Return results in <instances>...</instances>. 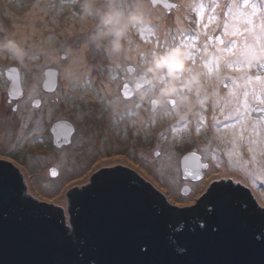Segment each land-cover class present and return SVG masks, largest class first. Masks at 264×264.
I'll list each match as a JSON object with an SVG mask.
<instances>
[{
	"label": "water",
	"instance_id": "obj_1",
	"mask_svg": "<svg viewBox=\"0 0 264 264\" xmlns=\"http://www.w3.org/2000/svg\"><path fill=\"white\" fill-rule=\"evenodd\" d=\"M46 79L56 88L54 76ZM21 90L20 77L13 79L9 94ZM189 154L182 157L183 178ZM124 167L115 177L104 176L98 185L72 192L74 227L67 229L24 203L17 170L0 166V264H264V228L255 206L243 204L249 196L243 186L234 190L231 184L215 183L210 210L172 229L150 190L129 180ZM186 189L182 194L190 193ZM66 233L81 238L78 248L69 250Z\"/></svg>",
	"mask_w": 264,
	"mask_h": 264
},
{
	"label": "rangeland",
	"instance_id": "obj_2",
	"mask_svg": "<svg viewBox=\"0 0 264 264\" xmlns=\"http://www.w3.org/2000/svg\"><path fill=\"white\" fill-rule=\"evenodd\" d=\"M173 1L181 4L182 1L187 2L188 4L193 3V0ZM35 2L36 0H0V24L11 27L14 23L21 22L24 16L31 10V6L34 5ZM43 2L47 3L48 0H43ZM60 2L61 0H56L57 4ZM261 2H264V0H261ZM237 3H242V0H237ZM230 5L231 0H221V9L218 10L217 13L220 17L219 25L208 28L207 31L210 36L220 35L222 33V26L226 22V17L224 15V12L226 11L225 6ZM118 6L123 7V4H118ZM181 11V14H177L175 10H173L171 15L164 13V15L170 20L171 27H169H175L173 24L175 16H187V19L183 21L181 27L188 29L189 35L197 34L199 26L195 23V13L190 10L186 11L184 7H182ZM208 14L210 13H207L206 16ZM73 23L74 20L72 18V9L70 4L65 5L63 13H60L58 9L49 10L44 15V21L42 24L43 35L46 37H53L57 40H67L69 43H72L74 48L78 49V54L82 58L85 60L91 59L93 63H98V69L89 73H83L80 78L77 79L83 80L87 75H91L94 87L90 90L87 96L88 99H97L95 94L96 90L107 89L109 93L113 90H118L122 93V86L124 84L123 77L126 78L128 76V73H125L124 69L126 67H130L131 65L137 68L141 60V53L148 54L151 50H153L155 37H152L149 43H145L138 36L137 30H135L129 37L131 45L129 46L128 41L126 45L129 49H131L129 56H131L132 59L122 58L119 62L120 67L117 68L111 63L112 55L110 52L97 51L94 48H81V41L84 39L83 35L75 37L68 35L66 30ZM149 23L157 24L159 22L150 17ZM204 39L205 37L203 32L200 31V42L203 43ZM137 46L141 49L139 55L136 51ZM64 63H68V61H64ZM49 66L60 71L56 66L52 65H46L42 69H37L35 67L24 68L11 60L0 59V69L16 67L20 69L21 73L27 72L28 75L25 76L24 85L28 94L32 93L31 89L36 83L38 75H43L46 67ZM113 71L118 75V79L116 80H111L109 78L110 73ZM225 75L231 76L239 74L230 72L221 73V76ZM61 81L62 92L65 90V87H68V89L69 87L71 88L72 83L70 85L66 84L62 77ZM131 91L133 92V87H131ZM217 91L221 96L226 94V90L222 87ZM82 94L83 92L81 86V90L75 92V98H71V103H68L73 107L79 106L78 104L84 100L81 98ZM67 101H69V99ZM124 101L125 104L121 111L123 115L120 113L113 115L104 110L107 114L104 116V119L102 118L105 123V128L103 127V129L105 130V134H107V138L100 144V147L101 149L104 148L106 152H102V154L101 152L96 151L95 153L90 154L88 159L84 160L82 158L80 161V165L82 166L81 169L78 165V167H76V164L72 165L73 167H76V169H72L73 167L69 165L66 155L63 156L64 163L62 162L61 165H58V170H61V173L57 178L52 177L51 175V167L53 166L51 165L52 161L49 160V158H43V160L40 161L43 166H40L39 162L26 160V172L23 170L24 166L21 164L23 161L19 163L18 168L23 174V183L25 187V191L22 192L23 199L26 201L28 199L35 204L44 203L50 205V208H53L55 211V208L60 209L62 211L60 216L63 218V224L67 229H70L74 227L71 223L70 214V211H72V209L74 210L73 204L75 199H72V197H76L71 195L72 192L76 190H84L94 171H97L99 168H103L104 166L106 167L111 164L113 165L115 163H121L122 165H126L127 169H131L135 174L139 175L146 182H148L154 189L157 190V192L162 193L170 205L178 208H202V205H204L203 197L207 194V198H211L209 192L215 184L212 183V181L215 180L216 183L231 184L232 187L235 188L234 190L243 186L245 191H249L251 193L258 206L264 210V184L257 183V185L254 186L252 184V177L243 176L242 172L239 171L243 162L247 161L248 163V160L250 159V154L246 150L247 148L242 146L237 149L242 156L234 155L231 162H229L227 152L231 149L226 147V142H222L220 137L230 136L231 130H228L227 132L222 131L219 134L215 132L212 117L213 115H216L218 119H223L219 112L214 113L211 108L208 109L206 125L202 128L199 134L194 131L195 117H192L191 114H189L192 121L191 129L184 130L181 128L179 131L173 133L171 130L173 126L178 128L180 127L179 122L174 118H162L159 115H156V122L149 126V122L153 119L152 107L146 102L140 101L135 92L130 99H124ZM137 103L142 104L143 107L136 108ZM51 104L52 100L49 98L43 111L40 115L38 114L34 118L33 124H35V126L37 125L38 117L42 115L43 121L41 127L43 130L48 129L50 121L54 118L53 115L49 117V109H51V113L54 114H59L61 112L66 113L62 107L61 109L58 108V106L62 103H59L60 105L56 104L54 107H52ZM100 105L104 109V103H100ZM133 112L137 113V115H131ZM122 122L126 123V127H124V129H121L120 127ZM108 123H113L115 125L117 138L116 136L110 137V134L108 137ZM13 124L16 126L20 125V127H22H17L15 136L25 132L26 122L22 121V119L20 122H14ZM27 131L29 130L26 129L25 133H27ZM162 133L166 135L168 139H161L160 137ZM43 135L44 134L41 133L30 132L26 141L31 142V144H41L38 138ZM113 143L115 146H113ZM41 149L42 147H39L38 150L41 151ZM205 149L214 151L219 149L218 155L223 157L221 162L224 170H222V172H213L212 175L207 176L202 183H197L191 181L190 179H184L181 170L182 157L185 154L192 153L194 151L199 154ZM157 151L162 153V158L158 159L156 157L155 153ZM76 155L79 156L78 153H76ZM95 157H98L97 160ZM92 160L94 161L93 163ZM258 160L264 161V157H258ZM204 162L208 163L209 161L205 160ZM29 165L30 167H27ZM101 165H103V167H101ZM247 167L252 171H255L259 165L248 164ZM117 169H119V167ZM223 173L226 175H223ZM155 175L159 176L160 181L156 179ZM210 185L211 188L209 187ZM187 187L191 189L190 193L182 194L183 190L187 191ZM244 197L246 201L250 200L249 202H251V197Z\"/></svg>",
	"mask_w": 264,
	"mask_h": 264
},
{
	"label": "snow or ice",
	"instance_id": "obj_3",
	"mask_svg": "<svg viewBox=\"0 0 264 264\" xmlns=\"http://www.w3.org/2000/svg\"><path fill=\"white\" fill-rule=\"evenodd\" d=\"M72 0H61L59 4L56 0H48L44 3L43 0H36L31 6V10L24 16L23 20L14 23L12 27L18 32L23 29L34 27L38 16H44L43 12L38 11L45 8L48 11L58 9L60 13L65 10V5H71ZM151 11L149 16L154 18L159 23L145 24L137 27L138 36L145 42L149 43L152 37H155L153 42V50L148 54H152L154 50L162 48H182L185 49L188 60L187 79L181 77L177 84L178 94L190 95L188 80L193 76L201 75L203 82L211 85L213 95L211 99L204 100L203 95L200 97L193 96V107L190 112L185 109V114L176 115L178 107L177 99L173 98L168 103V115L179 122L180 127L173 126L172 132L175 133L181 128L190 130L192 121L189 114L195 117V133L199 134L207 122V111L209 108L213 112H219L223 119H218L213 115V127L216 133L231 130L230 136L220 137L222 142H226V147L230 148L227 152L228 160L231 162L234 155L242 156L237 151L240 147H246L250 154L248 160L249 165H259L255 171L249 169L252 176V184H264V161L258 160V157H264V2L261 0H242V3H237V0H231L230 6H225L224 15L226 22L222 26L220 35L210 36L208 28L219 25L220 17L217 14L221 9V0H193L191 4H184L185 10H190L195 13V23L199 26V30L195 35H189L188 29L181 27V24L187 16L181 17L177 15L173 19L175 27L170 28L165 23V15H171L173 10L177 13L181 11V3H173L171 0H149ZM160 9V11H157ZM207 13H210L206 16ZM200 31L205 37L203 43L200 42ZM229 38V39H226ZM129 46L131 40H128ZM211 49V50H210ZM136 51L138 55L141 52L139 46ZM260 56V59L255 57ZM39 56H33V60H39ZM125 73L135 72L136 68L126 67ZM222 72L236 73L239 75L221 76ZM8 75L12 79L20 76V69L13 67L8 70ZM27 76V72L24 73ZM46 77H55L57 82L60 78L58 70L52 67H46L44 72ZM111 80L118 79V75L113 71L110 73ZM230 81V82H229ZM145 79L143 85H147ZM167 81H165V84ZM82 86V99H87V96L94 84L91 75H87L83 80L73 81L71 84V93L73 98ZM123 92L113 90L111 93L107 89L96 90V97L100 103H104L110 99L111 95H118L124 99H130L134 93L131 91V86L127 83L123 84ZM224 88L226 94L221 96L218 93L219 88ZM43 88L48 92H55L56 89L51 87L50 79H46ZM151 93V88L148 89ZM209 89H205L204 95H207ZM103 93V94H102ZM22 97L25 104H31L34 109H42L44 100L36 98L32 93L27 97L23 91H13L10 94L11 98ZM59 100H53L52 104L56 105ZM153 109V119L149 122V126L153 125L155 116L159 112V107L152 99L146 101ZM143 107L137 103L136 108ZM14 112L17 108L12 109ZM259 114L256 117L255 114ZM51 117V109L48 112ZM123 115V114H122ZM135 116L137 113L133 112ZM43 116L37 119V127L42 123ZM65 130H67L65 132ZM74 128L64 120H58L52 127V133L56 137L57 143L62 139L65 143H71V134L74 133ZM161 139H168L166 135L161 134ZM217 150L205 149L201 153L192 152L184 157L183 174L185 179L202 183L207 176H211L213 172H219L222 167L221 155H218ZM158 159L162 158V153H155ZM208 160V163L204 161ZM103 167V165H101ZM51 175H57L55 169ZM212 183H216L215 180ZM211 188V185L209 186ZM211 195V191L209 192Z\"/></svg>",
	"mask_w": 264,
	"mask_h": 264
},
{
	"label": "clouds",
	"instance_id": "obj_4",
	"mask_svg": "<svg viewBox=\"0 0 264 264\" xmlns=\"http://www.w3.org/2000/svg\"><path fill=\"white\" fill-rule=\"evenodd\" d=\"M118 4H123V7ZM70 6L74 23L66 30L68 35H83L81 48L110 52L111 63L117 68L120 67L122 58L132 59L129 56L131 49L126 46L130 35L138 26L150 22L149 0H72ZM38 11L44 14L48 12L45 8ZM43 21L44 16H38L34 27L27 31L21 29L19 32L12 26L0 24V59L11 60L24 68L56 66L68 85L79 79L81 74L99 68L98 63L82 58L78 49L67 40L44 36ZM33 56H39L40 59L33 60ZM188 67L185 49L162 48L154 50L150 55L141 53L136 71L128 74L126 79L140 101L154 100L159 107L157 115L168 118V103L171 99H177L176 115H182L185 114V109L188 112L192 110L193 96L203 95L204 100H209L214 94L211 85L203 82V77L199 74L188 80L190 95L178 94L177 84L182 76L187 79ZM39 79L38 76L31 89L33 95L39 94ZM145 79L147 85L141 86ZM205 89H209L207 95H204ZM124 104L122 97L111 95L104 102V110L115 115L122 110Z\"/></svg>",
	"mask_w": 264,
	"mask_h": 264
},
{
	"label": "flooded vegetation",
	"instance_id": "obj_5",
	"mask_svg": "<svg viewBox=\"0 0 264 264\" xmlns=\"http://www.w3.org/2000/svg\"><path fill=\"white\" fill-rule=\"evenodd\" d=\"M171 2L175 3V1L173 0H171ZM8 68L0 69V166L9 165L15 168L18 172L19 178L22 180V182H24L23 174L21 170L18 168L19 163L23 161L21 164L24 167H26L25 161L28 160V161L39 162V165L43 166L41 165L42 162L40 161H42L43 158H49V160L52 161L51 165L53 166L51 167V172L53 169H55L58 175V176L52 175V177L57 178L60 176V173H61V170H58V165H61L62 162L64 163V159H63L64 155L67 156L70 166L76 164V167L79 166L81 169L82 166L80 165V161L82 160V158L86 160L89 158L90 154H93L96 151L101 152V153L103 152L102 150L104 148L101 149L100 144L104 142L107 138V134H105V130L103 129V127L105 128V123L103 119H104V116H106L107 112L104 111V109L100 105V102L97 99L87 98V100L84 99L81 103H79L78 104L79 106H75V107L71 106L69 103H71L70 99L73 98V94L71 93L70 87L69 89L68 87H65V90L62 92V81H61L60 71H59L60 78L55 88L56 91L48 92L43 88V84L45 81V75H44V72L46 71L45 70L43 72V75H38L40 76V79H39L40 91H39V94L36 95V98H42L44 100V105L42 109H34L32 108L30 103L25 104L23 102L22 97L18 99H11V102L9 103V98H10L9 89H10V85L13 79L10 78L8 75V70H9ZM19 77H20L21 85L23 87L24 96L27 97V95H29L30 93L28 94L26 92V88L24 85L25 84L24 73L23 72L21 73L20 71ZM123 80H124V84L127 83L131 86V84L128 82V80L125 77H123ZM134 92L135 90L133 88V93ZM49 98L52 101L59 100V103H62V104L60 105L58 103V105H60L58 106V108L61 109L62 107L66 111V113L65 112H61L59 114L51 113V115H53L54 118L50 121L48 129L44 130V132L41 133L44 135L38 138L41 144L39 143L32 144L34 146V149H33L29 146L31 142L26 141V139L28 135L30 134V132L35 131V127H37V125L35 126V124H33L34 118L38 114L40 115V113L45 108V105L47 104V101L49 100ZM68 99L69 101H67ZM51 105L52 107L55 106L53 104ZM17 107L19 110L14 112L12 109L17 108ZM119 113L122 114L121 111H119ZM255 115L256 117L259 116L258 113ZM21 119L22 121L26 122L25 128L28 129L29 131L25 133L26 132V129H25V132H22L18 134L17 136H15L17 127H20V125L16 126L13 123L14 122L18 123L20 122ZM58 120H64L73 125V128L75 131L73 135L71 136L70 144L63 143V142L57 143L56 137H54L52 133V127L53 125L56 124ZM41 124L39 125L40 127H41ZM108 127H109L108 137L110 134V137L116 136L117 138V133L115 131V125L113 123H108ZM120 127L121 129H124V127L123 128L122 126ZM114 143H113V146H115ZM39 147H42L41 151L38 150ZM43 147H44V150H43ZM42 151L43 152L45 151V154L40 153ZM76 153H78L79 156H77ZM97 158L98 157H95L96 160ZM93 162L94 161L92 160V163ZM27 167H30V165ZM76 167H73L72 169H76ZM118 167H124V166L121 163H115L113 165L111 164L106 167L104 166L103 168H101V170L94 171L93 173L94 176L92 175L93 179L92 177L90 178L89 182L85 186V189H88L89 187L94 186V185H98L100 181L102 180V177L104 176L115 177L117 175ZM131 173L133 174L134 172L131 169L125 168L126 175H129V174L131 175ZM128 179L133 181L131 176ZM23 191H25L24 183H23V188L21 192L18 194L21 200L23 199L21 197ZM243 192L247 193L249 197L252 198L251 202H249L250 200L246 201L245 199L243 201V204L247 206L249 204H247L246 202H248L250 203V205L256 206L254 208L255 209L254 213L257 215V218L259 219V222L261 224L260 227H262L263 229L264 228V219H263L264 210L258 206L256 201H254V198L250 192H245L244 188H243ZM73 198L75 199V197H72V199ZM203 200H204V205H202L203 207L202 208L197 207L196 209L198 210L197 217H199L201 213H204L210 210L211 208V200L207 198V194L203 197ZM25 201L26 200H24L23 202L25 203ZM256 212H259L260 214H257ZM197 217L195 215L193 216L194 219H197ZM71 223L73 225L72 221Z\"/></svg>",
	"mask_w": 264,
	"mask_h": 264
},
{
	"label": "trees",
	"instance_id": "obj_6",
	"mask_svg": "<svg viewBox=\"0 0 264 264\" xmlns=\"http://www.w3.org/2000/svg\"><path fill=\"white\" fill-rule=\"evenodd\" d=\"M131 178H133L135 181H139L141 183V186L143 188L147 187L150 190V196L153 199L154 206L161 210L167 217V224L172 229H178L183 226L186 220H195L193 216L195 215L197 217L198 210L194 208H178L175 206L170 205L166 198L162 195V193L157 192L156 189H154L148 182H146L143 178H141L137 174L131 173ZM162 195V196H161ZM28 201V202H27ZM25 203L33 208L38 214H45V215H52V218H57L60 220V222H63V219H60L59 216L61 215V210L58 208H50V205L44 204V203H33L30 200H27ZM253 207V205H252ZM256 207V206H255ZM188 210V211H187ZM253 211H255L254 207L252 208ZM185 211V212H184ZM189 213V214H188ZM257 214H260L259 212H256ZM59 214V215H58ZM62 217V216H61ZM201 217V214L199 215ZM197 217V219H199ZM264 219V218H263ZM62 220V221H61ZM77 232V231H76ZM76 235V234H75ZM68 235L66 233L65 238L68 241L70 248L69 250H74L75 248L79 247V244L81 243V238L78 237V235Z\"/></svg>",
	"mask_w": 264,
	"mask_h": 264
},
{
	"label": "bare ground",
	"instance_id": "obj_7",
	"mask_svg": "<svg viewBox=\"0 0 264 264\" xmlns=\"http://www.w3.org/2000/svg\"><path fill=\"white\" fill-rule=\"evenodd\" d=\"M184 4H188L187 2H184V1H182V7H183V5ZM182 9V8H181ZM157 11H160V10H157ZM181 12L182 11H180L179 13H177V14H181ZM176 17V16H175ZM165 23H167L168 24V26H170V20L165 16V21H164ZM171 27V26H170ZM45 78H46V76H45ZM123 109V108H122ZM122 111V110H121ZM122 127H126V123H124V122H122L121 124H120ZM44 132V130L42 129V127H35V131L33 132V133H43ZM30 145H32V144H30ZM31 148H33L34 149V146L32 145V146H30ZM103 152H106L104 149L102 150ZM40 153H43V154H45V152H40ZM39 153V154H40ZM41 155V154H40ZM41 158V157H40ZM248 166V163H247V161L246 162H243V165L241 166V169H239V171H241L242 172V174H243V176H246V177H252L251 176V174H250V171H249V168L247 167ZM23 170L26 172V170H27V168L26 167H23ZM222 170H224V168H223V165H222V167H221V169H220V172H222ZM252 171V170H251ZM225 172V171H224ZM223 175H226V174H224L223 173ZM155 177H156V179L158 180V181H160V179H159V176L158 175H155Z\"/></svg>",
	"mask_w": 264,
	"mask_h": 264
}]
</instances>
